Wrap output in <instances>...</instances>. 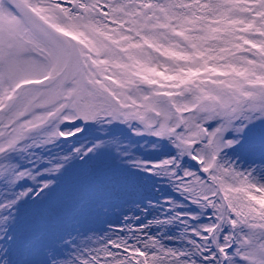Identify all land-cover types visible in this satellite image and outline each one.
I'll return each instance as SVG.
<instances>
[{
    "label": "snow or ice",
    "instance_id": "obj_1",
    "mask_svg": "<svg viewBox=\"0 0 264 264\" xmlns=\"http://www.w3.org/2000/svg\"><path fill=\"white\" fill-rule=\"evenodd\" d=\"M74 178L126 228L46 222ZM0 264H264V0H0Z\"/></svg>",
    "mask_w": 264,
    "mask_h": 264
},
{
    "label": "rangeland",
    "instance_id": "obj_2",
    "mask_svg": "<svg viewBox=\"0 0 264 264\" xmlns=\"http://www.w3.org/2000/svg\"><path fill=\"white\" fill-rule=\"evenodd\" d=\"M132 139L134 141H136L139 145L140 148L136 149L135 151V155L140 156L141 154L145 153V152H151V145L148 144V141L154 139L151 137H144V138H140V137H135L133 136ZM69 143H72V138H69L68 140ZM125 143H128L127 141H125ZM133 148H136V144L132 145ZM153 159H155V157H153ZM196 170V169H193ZM87 182V179L85 178H80L79 180L77 179H73L70 180L68 182H66L64 184V186L60 189V191L57 194H61L64 195L63 201L64 204H67V207L70 208V212L67 214L68 218L65 221H70L69 224V230L73 229L75 230V233L80 232L82 233L85 228L87 227V223L86 220L87 218H92L94 216H98V218L96 219L95 222H97V225L99 222H101L102 219H107L110 220L109 223L106 224V226L111 227V225L115 224L116 229H120V228H126V224L125 221L123 219L124 215L123 213H120L119 215L122 217L120 218V222H116V220H114L112 217H109L112 215V211L113 210H117L119 208H121L123 205L121 204L119 207H113L111 203H108L107 201H104L105 203V207L101 208L98 204L99 209L93 208V210L91 212H89V214H87V212H84V217L82 218H78L79 217V210L81 209L80 207H78L77 205V200L78 197H71L72 195L68 194L67 191H65V186L66 185H70L72 184L73 186H83L85 183ZM161 183L162 187H158L159 184ZM157 189H159V191H157ZM141 193H143L144 195H150L151 197H153V199L155 198H163L169 191L170 189L167 187L166 182L164 181H160L157 180L155 181V187H151V190L148 191L147 189H145L144 187H141V189L139 190ZM172 195L174 196H178V194L176 193H172ZM49 203V202H48ZM55 205H59L58 203ZM55 205H51V204H45L44 206H48L49 210H48V214H43L42 213V217L43 219L48 222V223H58V221L56 220L58 215V209H60L59 207H56ZM67 210V209H66ZM135 209H132L131 211L128 210V212L126 213L128 216H132L133 212H135ZM75 216V219H72V217ZM151 215L148 216V219H151ZM64 221V222H65ZM103 223H101L102 225ZM107 229H102L99 233V235L103 234L104 232H106ZM153 232H155V229H153ZM111 234V233H109ZM75 237V235H74Z\"/></svg>",
    "mask_w": 264,
    "mask_h": 264
},
{
    "label": "bare ground",
    "instance_id": "obj_3",
    "mask_svg": "<svg viewBox=\"0 0 264 264\" xmlns=\"http://www.w3.org/2000/svg\"><path fill=\"white\" fill-rule=\"evenodd\" d=\"M158 187H162L161 183L159 184ZM65 191H67L68 194L72 195L71 197H78L77 200V205L78 207H80L81 209L79 210V217L78 218H82L84 217V212L86 211L87 214H89V212H91L93 210V208L99 209L98 207V203L96 201L100 200L102 196H107L108 192H112V196L113 199L111 202L107 201L108 203L114 204L116 203L115 197L120 196V192L113 190V189H108V190H100L97 187V184L93 181H90L87 179V182L83 185V186H73L72 184L70 185H66L65 186ZM141 189V188H140ZM139 189V190H140ZM64 195L61 194H57L55 197L51 198L49 203L47 202V204H51V205H55V204H59V205H55L56 207L60 206V209H58V217H57V221L58 222H64L65 220H67L68 218V213L71 211L70 208L67 207V204H64L65 201H63ZM125 199L128 200H138L139 197L137 196H126L124 197ZM123 206L117 210H113L111 213L112 215L109 217H112L114 220H116V222H120V218H122L119 214L120 213H127L129 208L131 209H135L134 207H132L131 203H127V204H122ZM43 214H48V206H42ZM67 209V210H66ZM50 211V210H49ZM98 218V216H94L92 218H87L86 223H87V227L85 228V230L82 232H87L88 235L92 236V235H96L97 237L99 236V233L102 229H109L108 226H106L107 223L110 222V220L107 219H102L101 222L98 223L96 219ZM101 223H103L101 225ZM112 229H116L115 224L111 225ZM71 231H73V236H76L75 230L71 229Z\"/></svg>",
    "mask_w": 264,
    "mask_h": 264
}]
</instances>
